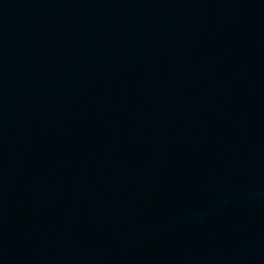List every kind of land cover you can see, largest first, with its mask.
Returning a JSON list of instances; mask_svg holds the SVG:
<instances>
[{"label": "water", "instance_id": "water-1", "mask_svg": "<svg viewBox=\"0 0 264 264\" xmlns=\"http://www.w3.org/2000/svg\"><path fill=\"white\" fill-rule=\"evenodd\" d=\"M0 264H264V0H0Z\"/></svg>", "mask_w": 264, "mask_h": 264}]
</instances>
